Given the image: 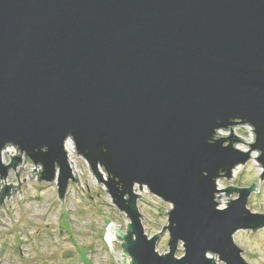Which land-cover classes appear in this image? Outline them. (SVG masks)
Here are the masks:
<instances>
[{
	"label": "water",
	"instance_id": "1",
	"mask_svg": "<svg viewBox=\"0 0 264 264\" xmlns=\"http://www.w3.org/2000/svg\"><path fill=\"white\" fill-rule=\"evenodd\" d=\"M68 140L130 221L107 229L116 264H248L234 236L264 229L247 208L258 187L217 183L254 153L264 180V0H0V179L23 155L64 203ZM136 188L171 206L166 254ZM221 192L238 197L220 209Z\"/></svg>",
	"mask_w": 264,
	"mask_h": 264
},
{
	"label": "rangeland",
	"instance_id": "2",
	"mask_svg": "<svg viewBox=\"0 0 264 264\" xmlns=\"http://www.w3.org/2000/svg\"><path fill=\"white\" fill-rule=\"evenodd\" d=\"M234 131L243 140L252 139L251 129L247 127L238 126ZM237 147L241 149L243 144ZM14 157L6 153L2 162L10 165ZM21 159L22 164L12 169L7 178L0 179V193L3 186L18 187L20 181L22 194L17 190L15 197L6 196L0 206V264H116L113 254L122 253L121 243H113L114 251L105 239L107 229L112 224L126 232L130 221L113 205L104 185L92 178L87 162L76 152L71 157L73 166L77 165L79 183H70L63 203L58 197L57 184L39 183L38 173L30 180L29 173L35 167L26 157ZM258 166L256 161H250L240 166L236 178L219 180L217 186L221 191L231 186L243 189L257 185L258 192L250 196L247 208L253 214L264 215V180L261 182L260 177L263 170L259 171ZM135 192L141 196L138 208L145 234L152 238L167 227L165 213L171 206L152 196L146 188L143 191L136 188ZM221 194L225 203L238 197ZM226 207L227 204L219 206ZM168 240V232L163 231L156 244L159 254L168 253ZM234 241L244 251L242 256L248 264H264V229L240 231ZM183 254L180 246L176 257Z\"/></svg>",
	"mask_w": 264,
	"mask_h": 264
},
{
	"label": "bare ground",
	"instance_id": "3",
	"mask_svg": "<svg viewBox=\"0 0 264 264\" xmlns=\"http://www.w3.org/2000/svg\"><path fill=\"white\" fill-rule=\"evenodd\" d=\"M225 135H226V134H225ZM244 143H246V144H252V143H253V139H250V140H248V139H244ZM246 144H243V147L241 148L242 151H248V149H249V145H246ZM65 147H66V151H67V155H68V159H69V165H70V168H71V170H72V173H73L74 177H76V176H75V172H76V174H77V171H76L77 165H76V167L73 166V164H72L73 162L71 161V157H72V156L75 154V152H76L75 147H74V144H73L72 141L68 140V141L66 142ZM6 153H8V154H10V155H13V156H14V155L19 156L18 153L16 152V150L13 149V147H7L6 150L3 152L2 160H3V157H4V155H5ZM256 158H257V154L254 153V154L252 155V161H256ZM258 168H259V171H262L261 166H258ZM239 170H241V167H238L237 169H235V171H234V173H233L234 178H236L237 173H238ZM77 177H78V175H77ZM92 178L95 179V177L93 176V174H92ZM143 193H146V191H144ZM219 195L221 196L222 194L219 193V194L217 195L216 200H218V203H219V206H220V207H224V206L226 205V203L223 202V200H222L221 198H219V197H220ZM221 203H222V204H221Z\"/></svg>",
	"mask_w": 264,
	"mask_h": 264
},
{
	"label": "built area",
	"instance_id": "4",
	"mask_svg": "<svg viewBox=\"0 0 264 264\" xmlns=\"http://www.w3.org/2000/svg\"><path fill=\"white\" fill-rule=\"evenodd\" d=\"M247 128H249V127H247ZM249 129H251V128H249ZM250 132L252 133V139H253V132H252V129H251V131H250ZM13 149H15V150H16V148H14V147H13ZM16 152H17L18 154H20V153H19L17 150H16ZM20 155H21V154H20ZM21 156H23V155H21ZM24 157H25V156H24ZM34 167H35V166H34ZM35 170H37V169H36V167H35Z\"/></svg>",
	"mask_w": 264,
	"mask_h": 264
}]
</instances>
